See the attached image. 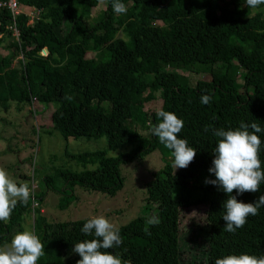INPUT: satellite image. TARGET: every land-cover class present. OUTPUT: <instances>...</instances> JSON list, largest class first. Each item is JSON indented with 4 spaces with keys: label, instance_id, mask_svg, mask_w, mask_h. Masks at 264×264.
<instances>
[{
    "label": "trees",
    "instance_id": "16d2710c",
    "mask_svg": "<svg viewBox=\"0 0 264 264\" xmlns=\"http://www.w3.org/2000/svg\"><path fill=\"white\" fill-rule=\"evenodd\" d=\"M105 1L19 0L42 9L33 26L24 22L25 16L19 19V40L8 29L11 15L0 13V110L32 113L37 102L57 103L51 122L66 139L106 137L111 151L140 144L118 158L103 152L74 156L83 166H99L59 172L57 178L70 186L60 192L59 208L69 207L71 188L117 195L124 187L122 164L154 152L172 156L152 132L159 123L158 111L146 112L144 134L137 125L145 104L156 101L162 104L160 110L184 121L179 138L197 155L187 168L168 166L155 177L147 198L156 207L154 215L144 213L118 228L123 243L107 251L122 264H187L182 209L203 205L208 208L210 264L229 254L264 256V207L234 234L226 232L222 217L228 194L205 183L215 179L209 169L219 139L216 129H235L242 121L264 128V11L254 13L256 8L246 0H121L127 12L117 14L113 0ZM76 4L87 10L81 15ZM94 9L99 12L92 18ZM45 49L48 55L42 56ZM173 68L191 71L184 76ZM191 73L209 74L211 80L192 82ZM137 92H142L139 104ZM202 94L212 97L209 104L201 103ZM258 135L264 168V132ZM44 195L30 196L27 205L18 202L9 221H0V245L22 231L25 217L34 212L35 233L44 245L38 264H77L81 257L72 251L75 243L93 238L81 231L88 219L49 223L42 208ZM232 195L254 203L264 195V182L258 192L234 190ZM153 217L158 223L148 224Z\"/></svg>",
    "mask_w": 264,
    "mask_h": 264
},
{
    "label": "rangeland",
    "instance_id": "374dc122",
    "mask_svg": "<svg viewBox=\"0 0 264 264\" xmlns=\"http://www.w3.org/2000/svg\"><path fill=\"white\" fill-rule=\"evenodd\" d=\"M103 2L106 1L103 0ZM104 3L101 6L104 7ZM23 6L27 10L32 7L26 4ZM76 8L81 15L87 10V7L77 4ZM259 11H264L262 4L256 7L254 13ZM98 12V9L92 10L91 17H96ZM10 41L8 39V42ZM45 50L46 52H41L42 56L48 55V50ZM189 71L191 70L172 69L173 73L184 76H187ZM189 78L192 82L211 80L209 74L191 73ZM141 98L142 92H137L135 103L139 104ZM35 106L31 108L32 113L28 111L27 113H18L13 110L11 113L0 110V167L5 168L18 183L28 182L32 189V197L37 194H45L42 208L49 223H64L89 219L95 215H104L117 228H120L144 213L149 217L154 215L156 207H152L147 203L148 186L162 170L168 166H173L174 161L172 156H163L159 152H154L120 166L124 187L117 195L107 196L81 187L74 188V192H72L71 188L67 193L68 199H70L69 207L59 208L62 198L60 192L68 186L63 179L57 178L59 172L80 173L96 170L99 166L95 164L83 166L73 159L74 156L103 152L107 153L108 157L118 158L129 154L140 144L138 141L132 142L120 150L111 151L108 148L106 137L99 139H66L54 129L51 122L53 113L60 107L59 104L37 102ZM161 108L162 104L160 102L153 101L145 104V109L137 124L142 134L145 133L146 129L144 126L147 123L146 112L159 111ZM207 177L208 175L205 176V178ZM46 178L51 180L46 182ZM68 187L70 188V186ZM147 208L151 209L146 212ZM182 210L181 241L186 250L187 264H210L206 254L205 213L208 208L203 205H196ZM35 217L34 212L27 215L23 228L29 226L34 229Z\"/></svg>",
    "mask_w": 264,
    "mask_h": 264
},
{
    "label": "clouds",
    "instance_id": "9594fccd",
    "mask_svg": "<svg viewBox=\"0 0 264 264\" xmlns=\"http://www.w3.org/2000/svg\"><path fill=\"white\" fill-rule=\"evenodd\" d=\"M246 3L248 7L256 8L264 4V0H246ZM112 8L117 14L127 12V7L121 0H113ZM211 99L210 95L202 94L201 103L209 104ZM156 115L159 123L152 127L153 134L164 147L171 150L173 167L187 168L194 161L197 150L189 146L187 140L179 138L184 121L170 111L160 110ZM205 131H208L207 126ZM261 132H264V128L257 123L248 124L243 121L235 129L220 128L214 131L219 139L213 150L214 159L209 171L215 175V179H206L205 183L218 185L228 194L223 202L222 217L225 221L223 230L226 232L234 234L246 224L249 216L258 215L259 209L264 207V195L254 203L239 201L232 195L234 190L238 194L258 192L261 182H264V168L260 159L262 140L258 135ZM31 194L28 182L18 183L5 168L0 167V221L7 223L17 203L27 205ZM147 223L154 225L158 220L153 217ZM81 231L93 238L75 243L72 251L81 257L77 264H122L118 255L107 251L123 243L119 229L107 217H90ZM43 255L44 245L29 226H24L22 231L15 233L10 242L0 245V264H38ZM215 264H264V256L229 254L217 258Z\"/></svg>",
    "mask_w": 264,
    "mask_h": 264
},
{
    "label": "built area",
    "instance_id": "2783aa9c",
    "mask_svg": "<svg viewBox=\"0 0 264 264\" xmlns=\"http://www.w3.org/2000/svg\"><path fill=\"white\" fill-rule=\"evenodd\" d=\"M23 5L19 0H0V13L6 10L11 15L13 23L8 26V29L12 30L17 40L20 38V32L17 27L19 19L25 16L24 22L29 26H33L40 18L42 12V9L33 6L30 10H27Z\"/></svg>",
    "mask_w": 264,
    "mask_h": 264
}]
</instances>
